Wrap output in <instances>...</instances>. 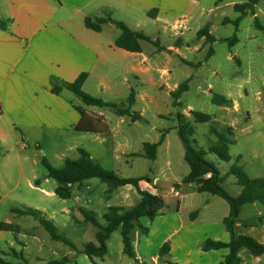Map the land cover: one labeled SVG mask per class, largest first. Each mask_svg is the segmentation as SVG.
Segmentation results:
<instances>
[{
    "label": "crops",
    "instance_id": "crops-1",
    "mask_svg": "<svg viewBox=\"0 0 264 264\" xmlns=\"http://www.w3.org/2000/svg\"><path fill=\"white\" fill-rule=\"evenodd\" d=\"M226 1L228 0L221 3ZM261 2L264 1L257 5ZM235 4L231 3L233 7ZM198 5V0H0V21L4 22V27L0 26V204L5 201L6 187L10 184L11 177L23 176L25 163L31 160L35 165L40 160L36 158L38 153L30 150V144L38 148L46 139L60 147L61 142L71 136L79 141L73 146L78 151L80 141L100 146L115 134V128L118 127L112 128L108 124L109 117L105 109L84 104L63 85L74 82L81 74L86 73L82 90L94 98L116 104L118 101H127L133 90L134 105L138 100L148 99L145 86L151 82L155 84L157 76L160 78L167 73V68H159L151 61L152 57L163 51L177 54L180 47L190 46L192 42L183 40V35L192 18L191 10ZM152 10L157 13L155 18L147 16V12ZM107 15L121 21L132 31L143 33L151 41L158 42L161 35L175 38L169 39L167 48L158 43L165 48L163 51L157 50L147 41L140 42L139 53L125 51L115 45L120 30L113 23L103 24L99 32L85 26V18H103ZM151 24H157L158 29L154 35L147 32L146 26ZM209 32L213 35L210 27ZM196 41H203L202 44L207 46L204 38L196 37L194 42ZM148 44L155 49L146 54L144 47H148ZM55 87H61L60 91L54 93ZM132 108L131 112L136 113ZM78 109L86 114V123L97 126L99 131L105 127V133L76 131L75 127L83 119ZM117 117L122 122L127 116ZM123 138L125 144L122 146L127 147L129 141ZM163 142L164 138L158 148ZM148 177L151 184L145 186V189L162 197L163 209L153 220H139L141 227L147 228L146 234L139 227L131 232L134 259L123 252L119 224L111 235L118 234L115 247L120 244L122 259L119 262L117 257L110 258L113 255L109 238L106 242V254L102 260L99 259L101 264H219L223 261L228 254L226 249L205 252L202 245L207 240L229 242L230 234L223 224V219L229 214L228 204L224 207L215 199L218 196L198 193L194 185L181 183L184 176L172 181L166 178L161 181L156 176ZM35 181H39V185H35ZM44 181L47 182L48 179ZM89 181L77 185L80 187L77 191L87 195L92 189L90 186H93ZM27 182L29 184V179ZM18 183L9 191L16 189ZM40 183V180H34L32 187L38 189ZM74 190L76 186L72 189L73 197ZM113 192L118 201L113 206L129 209L140 200L131 186L118 187ZM133 192L138 195L136 203L130 207L123 206L128 193L134 194ZM240 192L239 186L235 196ZM86 204H94V200L87 198ZM256 204L260 203L254 202L241 207L234 233L236 236H250L264 244V211ZM247 205L257 212L252 217L243 218L242 210ZM78 207H83V210L85 208ZM183 209H187V219L180 215ZM7 221L9 220L0 217V224L8 223ZM7 236L8 232L0 231V244ZM17 236L15 243L28 245L17 239ZM165 243L168 250L161 254L160 249ZM11 247L13 248L12 245ZM238 255L242 264H264V254L253 256L248 249L242 248ZM68 256V253L63 254L61 259L50 261L63 264L69 260ZM146 258L149 262L144 260ZM41 259L37 256V261L42 263L44 260ZM97 259L90 260L97 264Z\"/></svg>",
    "mask_w": 264,
    "mask_h": 264
},
{
    "label": "rangeland",
    "instance_id": "rangeland-1",
    "mask_svg": "<svg viewBox=\"0 0 264 264\" xmlns=\"http://www.w3.org/2000/svg\"><path fill=\"white\" fill-rule=\"evenodd\" d=\"M198 1L199 5L191 10L192 18L183 35V40L192 42L190 46L180 47L177 54L163 51L151 59L157 67L167 68V73L160 78L157 76L155 84L151 82L146 85L145 92L148 99L138 100L132 108V111L140 114L142 118L132 122L129 117H124L121 122L119 117L105 109L109 117L108 124L112 128L118 127L115 128L117 133L115 132L113 137H109L107 142L100 146L92 145L88 141H80V148L89 150L96 162L104 169L114 172L118 177L133 178L147 175L156 176L161 181L165 178L172 181L185 176L189 168L183 160L184 150L174 129L176 124L174 114L180 112L187 121L193 122L191 111L211 115L218 128L227 126L233 128L234 143L229 147L231 161L223 162L215 154L208 152L209 146L215 141V137L209 133L210 124H194L195 130L192 138L195 145L207 152L206 159L215 165L222 176L227 174L230 165L237 164L250 177H264V36L254 28V17L248 13L239 23L236 34L238 43L232 48H229L226 42L219 40L207 46L202 44L203 41L195 43L196 33L207 23L210 24V31L217 39L230 38L234 34V26L230 23L224 24L223 21L225 19L233 21L239 16L231 3L242 4L247 0H228L220 4H216V0ZM255 16L260 23L264 24V2L256 6ZM146 28L149 35H154L158 29L157 24L147 25ZM172 38L161 35L158 43L167 48L166 46L170 43L169 39ZM209 46L212 48V54L205 59ZM153 49L155 48L148 44V47H144V52L147 54ZM181 59L192 64L200 62L201 65L197 69L182 63ZM188 78H190L188 90L180 98L181 107L175 109L171 106L170 92ZM214 94L231 99L233 105L230 107L214 105L211 102ZM116 104L121 107L127 106L124 100ZM169 128L171 129L164 133V142L157 150L155 161L139 156L143 153V143L159 142L161 132ZM123 137L129 141L127 147L122 146L125 144ZM77 142H79L77 139L70 136L61 142L60 147L46 139L38 148L30 144V150L37 152L36 158L40 160L35 165L31 160L25 163L23 176L11 177V182L6 187L5 201L0 204V217L17 226L18 231L22 228L17 239L28 243L25 246L15 243L16 235L8 233L5 241L0 244V255L7 262L46 264L52 259H61L63 254L68 253L69 260L63 264H93L83 254V249L86 243L95 242L94 234L97 228L84 219L78 206H85L84 210L93 212L96 220L104 224L102 215L106 208L118 204L115 192L108 196L107 186L98 179H91L89 182L93 183V186H90L92 189L87 195L77 191L80 187L75 185L74 197L66 200L60 199L54 193L56 182L53 179L44 181L47 179L46 170L40 162L44 158L53 168H62L64 160H74L79 157L78 151L73 147ZM238 156L240 159L237 161ZM27 179H29V184ZM34 180L41 182L38 189L32 187ZM17 182H19L17 188L9 191ZM223 186L231 196H235L239 190L233 175L225 176ZM133 193H128L129 196L123 201L125 202L123 206L130 207L136 203L138 195L136 192ZM87 198H92L94 204L87 205ZM215 199L227 207L224 200L218 197ZM256 205L264 211L263 206ZM25 207L40 210L47 219L53 222L58 234L65 237L71 245L53 241L34 218L15 217L10 212L11 208L23 209ZM256 212L257 210L247 205L243 208L241 216L243 218L252 217ZM180 215L187 219V209H183ZM118 239L117 233L110 236L109 242L113 255L110 258L117 257L120 262L122 259L121 246L118 244L115 247ZM11 245L15 251L21 252L27 258V262L13 254ZM37 256L44 261L42 263L37 261ZM144 260L149 262L147 258ZM203 262L204 260L201 263ZM97 264H101L99 259H97Z\"/></svg>",
    "mask_w": 264,
    "mask_h": 264
},
{
    "label": "trees",
    "instance_id": "trees-1",
    "mask_svg": "<svg viewBox=\"0 0 264 264\" xmlns=\"http://www.w3.org/2000/svg\"><path fill=\"white\" fill-rule=\"evenodd\" d=\"M225 0H216L217 3H221ZM264 0H247L242 4H235L234 10L239 13V16L230 21L225 19L224 24H232L234 26V34L230 38L216 39L209 32L210 25L207 24L196 33L197 39L204 38L206 45H211L215 41L219 40L226 42L229 48H232L238 43L237 31L241 19L248 13L253 17V26L256 30L260 31L264 36V24L260 23L255 16V6ZM156 11H148L147 16L150 18L156 17ZM111 22L117 29L120 30L115 45L129 52L139 53L141 52V41L150 42L159 51L165 50L160 47L158 42L151 41L150 38L145 36L141 32L132 31L121 21L114 20L107 15L103 18H85V26L96 32L101 30L103 24ZM0 26L4 27V22L0 21ZM212 54V48L209 46L205 59ZM184 64H188L195 68H199L201 63L192 64L186 60H181ZM87 77L86 73L81 74L74 82L65 83L63 86L76 95L84 104L88 106H95L98 108L108 109L117 116H127L136 121L141 119L138 113L131 112V108L135 103V92L130 91L126 101L127 106H118L117 104L105 102L101 99L94 98L82 90L83 82ZM190 78L186 79L178 85V87L170 92L171 106L173 108L181 107L180 98L184 92L188 90ZM61 87H55L53 92L57 93ZM211 102L219 107H230L232 106V100L223 96L214 94L211 97ZM83 119L80 120L78 125L75 127L76 131L79 132H96L105 133L106 128L104 127L99 131L98 127L86 123V114L78 109ZM193 122H189L180 113L174 114V120L176 122L175 130L177 136L182 144L184 153L183 160L187 164L189 171L183 177L181 183L194 185L198 193H206L214 196H218L224 200L229 206V214L223 219V224L226 230L230 234V240L227 243L207 240L202 245V250L205 252L211 250L226 249L228 254L226 258L219 264H242V260L239 257V250L242 248L248 249L253 256H259L264 254V244L257 242L250 236L239 235L236 236L234 233V226L239 216L241 207L245 204H251L254 202L260 203L264 207V177H250L244 171V169L237 165L232 164L229 167L227 175H233L236 179L237 185L241 187V192L237 196L229 195L224 186V177L220 175L219 170L213 163L206 159L207 152L202 148L195 145V141L192 138L194 134V125L201 123H209V133L215 137V141L208 148V152L215 154L221 161L230 162L231 157L229 155V147L234 143L233 140V128L227 126L225 128H218L213 121V117L209 114L202 113L199 111L190 112ZM168 129L161 132V138L157 143H143V153L139 154L150 161L155 160L157 154V148L164 138V133ZM79 158L77 160L66 159L62 168H53L46 159L42 158L41 163L46 170V178L53 179L56 182L55 195L63 200L70 199L73 197L72 189L75 185H80L83 182L91 179H98L101 183L107 186L106 194L112 193L118 187L131 186L138 193L140 200L139 202L129 208L125 209L119 206H110L106 212L102 215L104 224H100L93 212H87L80 209L84 219L94 225L97 231L94 234L95 242H88L84 245L83 254L89 259L98 258L103 259L106 254V242L110 238L113 230L121 224V238L123 241V252L134 259V252L131 245V232L135 227H139L144 234L147 233V228L141 227L139 220L141 218H147L153 220L160 214L163 208L164 202L161 196L153 194L145 189V186L151 184V179L145 175L141 177L133 178H121L118 177L114 172L104 169L98 162L90 157V154L82 149L78 148ZM240 157H237V161ZM35 185H39V181H35ZM11 213L15 216H30L34 218L49 234L53 241L69 244V241L60 236L57 232L53 222L46 218V216L37 209L25 207L23 209L11 208ZM0 231L12 233L18 235V227L8 223L0 224ZM168 250V245L165 243L160 249V253ZM12 252L19 259L27 262V258L22 255L21 252L15 251L12 248ZM0 264H11L7 262L3 256L0 255ZM47 264H60L57 261H49ZM76 264V263H75Z\"/></svg>",
    "mask_w": 264,
    "mask_h": 264
}]
</instances>
